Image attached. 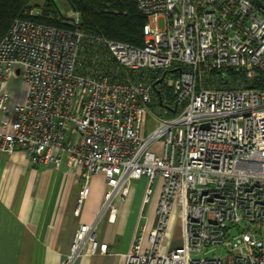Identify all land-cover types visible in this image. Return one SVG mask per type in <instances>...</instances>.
I'll return each instance as SVG.
<instances>
[{"label": "built area", "instance_id": "1", "mask_svg": "<svg viewBox=\"0 0 264 264\" xmlns=\"http://www.w3.org/2000/svg\"><path fill=\"white\" fill-rule=\"evenodd\" d=\"M137 5L147 19L142 47L86 36L78 13L66 16L67 29L13 22L0 41V152L20 149L57 169L65 161L86 180L103 175L104 211L134 181H146L149 203L160 181L156 226L147 233L142 225L126 264H264V89L246 85L264 78V0ZM212 74L227 87L206 86ZM168 91L173 116L163 103ZM154 97H163L157 108ZM148 112L159 125L142 138ZM161 141L158 155L150 148ZM88 193L85 185L79 204ZM174 209L182 244L164 250ZM97 223L80 226L69 263L107 251Z\"/></svg>", "mask_w": 264, "mask_h": 264}, {"label": "crops", "instance_id": "2", "mask_svg": "<svg viewBox=\"0 0 264 264\" xmlns=\"http://www.w3.org/2000/svg\"><path fill=\"white\" fill-rule=\"evenodd\" d=\"M85 185L89 193L79 204ZM146 186L145 180L134 181L128 197L115 199L104 211L109 186L103 175L86 180L69 170L65 161L57 169L53 164H33L20 149L11 154L0 152V264H126L142 221L147 233L157 223L161 182L154 185L148 213ZM96 220V239L107 245V251L98 250L69 263L78 229Z\"/></svg>", "mask_w": 264, "mask_h": 264}, {"label": "trees", "instance_id": "3", "mask_svg": "<svg viewBox=\"0 0 264 264\" xmlns=\"http://www.w3.org/2000/svg\"><path fill=\"white\" fill-rule=\"evenodd\" d=\"M65 3L70 13L80 15L81 31L86 36L128 43L134 47L143 46L147 19L139 11L137 0H65ZM36 10L38 13L34 12ZM16 19H29L63 29L70 28L68 18L60 14L58 0H0V41L8 34ZM177 72L179 70L172 69L168 74ZM235 74H229L234 85L239 78ZM136 77L140 78L142 75L127 73V78L137 79ZM246 85L264 89V78L259 76L251 82L246 81ZM166 96V103L163 102V97L162 100L160 97H154L152 108L159 107L162 101L165 108L171 112L169 115L173 116L178 112L176 97L170 91Z\"/></svg>", "mask_w": 264, "mask_h": 264}, {"label": "rangeland", "instance_id": "4", "mask_svg": "<svg viewBox=\"0 0 264 264\" xmlns=\"http://www.w3.org/2000/svg\"><path fill=\"white\" fill-rule=\"evenodd\" d=\"M58 7L60 9L61 16H68L70 14V10L68 9V6L66 5L65 0H58ZM34 12L38 13L37 10ZM205 85L210 86V87H227L226 85L222 84L219 81V77L216 74L210 75ZM10 90L15 91L16 93L20 92L21 83L18 79H12L10 83ZM19 99H22V96ZM158 125H159L158 120L155 119L151 115V113L148 112L143 119V124L140 129V136L142 138L148 137L150 134H152V132L155 129H157ZM164 148H165V144L163 141H161V142H156L155 144H153L150 150L152 152H155L158 155H162L164 152ZM143 187H145V185L142 184V189ZM138 188H139V185H138ZM152 206H153V200L150 201V203L145 206V213H148L149 209ZM144 222L145 220L142 221V224H144ZM182 224L183 222H182L181 215L176 209H174V212L172 213L170 217V224H169L168 230L166 232L165 240H164V250L166 249L169 242L172 248H176L182 244ZM260 231H262L261 235L264 237V228L262 230L260 229ZM213 254H219V255L224 256V251L220 249H216L214 250Z\"/></svg>", "mask_w": 264, "mask_h": 264}, {"label": "water", "instance_id": "5", "mask_svg": "<svg viewBox=\"0 0 264 264\" xmlns=\"http://www.w3.org/2000/svg\"><path fill=\"white\" fill-rule=\"evenodd\" d=\"M162 80H160V82H161Z\"/></svg>", "mask_w": 264, "mask_h": 264}]
</instances>
